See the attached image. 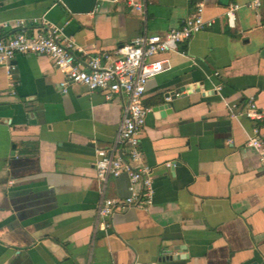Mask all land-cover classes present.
<instances>
[{
	"label": "crops",
	"instance_id": "0c3cea01",
	"mask_svg": "<svg viewBox=\"0 0 264 264\" xmlns=\"http://www.w3.org/2000/svg\"><path fill=\"white\" fill-rule=\"evenodd\" d=\"M143 1L144 13L98 0L72 14L60 0H0V38L15 31L3 24L44 17L78 56L112 55L179 27L200 0ZM248 1L205 0L212 27L147 82L140 151L153 201L107 220L99 204L127 197L129 183L109 178L101 193L95 150L111 145L126 98L79 85L62 93L63 75L43 55H16L11 79L0 65V264H264V172L246 146L255 126L264 140V120L241 115L250 97L264 110V3L240 8L234 28L224 17Z\"/></svg>",
	"mask_w": 264,
	"mask_h": 264
},
{
	"label": "built area",
	"instance_id": "2783aa9c",
	"mask_svg": "<svg viewBox=\"0 0 264 264\" xmlns=\"http://www.w3.org/2000/svg\"><path fill=\"white\" fill-rule=\"evenodd\" d=\"M125 2L136 12L144 13L143 0ZM204 2L205 0H200L179 27L164 35L144 34L136 37L119 47L112 55L78 56L72 40L44 17L2 25L15 30L11 35L0 38V65L5 68L10 79L15 70L12 60L16 55H43L63 75V80L59 83L62 93H66L72 85H79L89 93H100L106 101L119 96L126 98L115 137L108 148L95 150L93 167L101 190L109 178L125 175L129 183V194L125 198H103L97 209V215L102 220H107L121 209H147L152 204V169L142 163L140 151L143 128L150 112L143 105L146 84L169 69L166 58L168 53L176 51L180 44L212 27L214 20L203 17ZM263 3L264 0H249L244 5H228L224 10L227 25L234 28L235 13L240 8L257 11ZM29 26L28 31L26 27ZM10 86H13L12 82ZM169 98L168 96L165 100ZM232 108L230 107L231 110ZM241 115L254 124L264 120V110L259 109L252 97ZM252 132L246 146L256 153L259 168L264 172V140L260 138L257 126ZM166 166L169 167L170 164Z\"/></svg>",
	"mask_w": 264,
	"mask_h": 264
},
{
	"label": "water",
	"instance_id": "95a60500",
	"mask_svg": "<svg viewBox=\"0 0 264 264\" xmlns=\"http://www.w3.org/2000/svg\"><path fill=\"white\" fill-rule=\"evenodd\" d=\"M66 9L72 14L92 13L98 0H60ZM168 96H165L167 98Z\"/></svg>",
	"mask_w": 264,
	"mask_h": 264
}]
</instances>
